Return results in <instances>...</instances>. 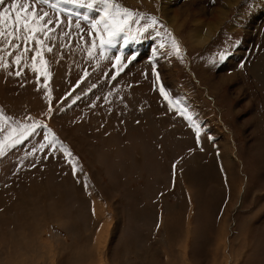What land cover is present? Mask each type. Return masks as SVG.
Masks as SVG:
<instances>
[{"label": "rangeland", "instance_id": "374dc122", "mask_svg": "<svg viewBox=\"0 0 264 264\" xmlns=\"http://www.w3.org/2000/svg\"><path fill=\"white\" fill-rule=\"evenodd\" d=\"M232 1L113 0L143 19L101 58L99 40L89 55V31L104 4L30 0L53 21L50 39L37 33L52 51L35 72V41L19 65L25 44L12 41L0 113L13 127L46 128L0 156V264H264V0ZM211 8L221 25L196 46L189 31ZM161 85L183 99L199 142ZM48 129L75 157V175L58 148L38 150ZM223 137L238 188L220 166Z\"/></svg>", "mask_w": 264, "mask_h": 264}, {"label": "snow or ice", "instance_id": "6c2138e0", "mask_svg": "<svg viewBox=\"0 0 264 264\" xmlns=\"http://www.w3.org/2000/svg\"><path fill=\"white\" fill-rule=\"evenodd\" d=\"M94 2H97V0H94ZM98 2L105 6L103 10L104 15L99 20H93L90 24L91 30L89 31V36H93V33H95V35L91 47L89 48V55L92 54V49L97 47L96 40H99L101 55H103V50L106 46H115L116 39L120 37L121 34H124V43H127V30L130 23L135 22L139 24L140 19H143L142 15L134 13L132 10L123 7L118 3H114L113 0H98ZM4 3L5 0H0V5ZM89 7H91V5H89ZM46 17H48V13L43 12L42 10L38 11L35 4L31 3L30 0H12L8 7L0 10V38L8 41L4 48H0V53H3V55H0V67L7 68L9 66L5 57L12 56V52L7 51V49L9 47L13 50L19 48L18 44L12 43L13 40H23L25 44L23 51L18 52L11 61L12 64L16 65H19L25 54L30 51L29 47H27L28 42L34 40L36 48L34 55L32 56V70L35 72H41L46 63L43 59L42 49L47 46L44 44V41L37 38V33H42L45 40H47L51 38L49 37V33L54 31V29L47 28V25L52 24L53 21L51 19L46 20ZM84 19L88 20V17L84 16ZM150 19L151 24H149L148 27L157 24L154 17ZM76 26L79 28V23H77ZM143 30L144 29H138V31ZM165 31L168 30L165 29ZM169 35H171V33H169ZM172 46L176 53L179 54L180 47L174 38L172 39ZM47 51L51 52L52 48L47 47ZM37 58H39L40 67H37ZM117 60H119V57H117ZM20 74L19 71L16 72L17 76ZM43 75L47 81L48 73L44 71ZM157 81H159L158 74ZM159 90L160 94L168 101L169 109L172 110L173 106H175L176 111L189 122L190 126L196 132L199 142L200 127L194 119V116L189 113L188 108L184 106L180 100H174L169 97L163 85L160 86ZM49 111L51 112V108H49ZM9 119V117L0 113V122H3L0 123V133H3V137L0 138V156H4L7 149L21 144L24 140L33 135L37 128H46L45 125H40L38 123L13 127L11 124H7ZM46 148L52 150L58 148L59 151L63 152L68 159V162L72 165L73 174H76L77 164L75 157H73L71 151L67 147L56 139L55 134L52 133L50 129H48L47 133L44 135V143L39 144L38 150L44 151Z\"/></svg>", "mask_w": 264, "mask_h": 264}, {"label": "bare ground", "instance_id": "6f19581e", "mask_svg": "<svg viewBox=\"0 0 264 264\" xmlns=\"http://www.w3.org/2000/svg\"><path fill=\"white\" fill-rule=\"evenodd\" d=\"M230 1V0H229ZM234 1V0H233ZM232 1V2H233ZM232 2H229L228 4H231ZM253 6H256V4ZM220 7V6H219ZM212 9V8H211ZM258 9V8H257ZM213 10V9H212ZM200 11V10H199ZM207 12V11H206ZM205 12V13H206ZM263 13V12H262ZM261 13V14H262ZM205 15V14H204ZM224 13L222 11H219L217 9H214L211 14H210V19L208 21H201L200 19L194 21L193 23V28L189 31V34H188V37L190 39V41L192 42V44L196 45V46H201V45H204L208 39L210 38V35L213 34L212 32H214V30H216L218 28V26L220 27L221 25V22H222V17H223ZM206 16V15H205ZM204 16V17H205ZM258 16V15H257ZM199 17V16H198ZM251 17V16H250ZM253 17V16H252ZM203 18V17H201ZM205 20V18H204ZM206 20H207V17H206ZM262 22V21H261ZM231 30V29H230ZM228 62H231L230 60ZM230 64V63H229ZM232 64H234V61H232ZM262 65V64H261ZM140 66V65H139ZM263 66V65H262ZM259 67V66H258ZM228 69V68H227ZM226 71V70H225ZM252 71V70H251ZM228 72V71H227ZM69 75V74H68ZM254 75H256V73H254ZM253 75V76H254ZM258 75V74H257ZM260 75V74H259ZM258 75V76H259ZM262 75V74H261ZM257 77V76H255ZM259 78V77H258ZM180 101H183L182 98H178ZM188 106H189V109H191V107L193 106L191 100H189L187 103H186ZM204 118V117H203ZM202 118V119H203ZM206 119V118H204ZM205 143V142H204ZM220 149L222 150L221 151V156H222V159L220 160V166L222 168V172H224V174L226 175V177L228 176V172H230V174L233 176L231 179L230 177H227L226 180L228 179L230 183L232 184H237V181L235 179V176L236 174H234L235 172V164H236V158L235 156L233 155V153L231 152L230 150V143L228 142L227 138L223 137L222 139V142L218 144ZM210 147V146H209ZM219 149V148H218ZM212 150V149H211ZM219 151V150H218ZM206 155V154H205ZM202 160V159H201ZM205 162V161H204ZM201 163V162H200ZM183 173V172H182ZM183 176V180H184V175L182 174ZM226 183V182H224ZM229 183V184H230ZM238 186V184L236 185V187ZM238 188V187H237ZM235 194V193H234ZM238 194V193H237ZM235 194V195H237ZM243 194V193H242ZM237 199H239L240 197V194L237 195ZM232 197V195H231ZM236 197V196H235ZM193 198V197H192ZM226 200V199H225ZM228 200V199H227ZM232 201V200H231ZM227 206L228 203L226 204ZM229 208V207H227ZM183 211V210H182ZM227 212V211H226ZM28 216V215H27ZM27 218V217H26ZM225 219V218H224ZM223 219V220H224ZM32 222V221H31ZM228 222V221H227ZM224 224V223H223ZM224 226H226V222L224 224ZM189 229V228H188ZM221 230V229H220ZM188 232V230H187ZM220 232V231H219ZM11 236V235H10ZM25 236V235H24ZM33 236V235H32ZM12 237V236H11ZM9 237V239L11 238ZM241 238V237H240ZM239 238V239H240ZM1 239V238H0ZM33 239V238H32ZM18 240V239H17ZM29 240V239H28ZM242 240V239H241ZM9 241V240H8ZM13 241V240H12ZM60 241V240H59ZM27 242V241H26ZM31 242V241H29ZM86 242V241H85ZM241 242V241H239ZM89 244V243H87ZM34 245V244H33ZM260 247V246H258ZM34 251V250H33ZM35 252V251H34ZM51 253V252H50ZM173 253V252H172ZM173 257V256H172ZM92 258V257H91ZM174 258L176 259V262L177 263H180V260H182V257H180V255H178L177 253H175V256ZM181 258V259H180ZM94 261V260H93ZM183 261V260H182ZM89 262V261H88ZM107 262V261H106ZM173 262V260H172ZM113 263V262H112ZM182 263V262H181ZM107 264V263H106ZM117 264V263H116ZM126 264V263H125Z\"/></svg>", "mask_w": 264, "mask_h": 264}, {"label": "crops", "instance_id": "0c3cea01", "mask_svg": "<svg viewBox=\"0 0 264 264\" xmlns=\"http://www.w3.org/2000/svg\"><path fill=\"white\" fill-rule=\"evenodd\" d=\"M106 49V47L104 48V50ZM104 50H103V55H104ZM98 54H99V57H101L102 58V56L103 55H101L100 54V49H98ZM55 57H58V56H55ZM113 62H114V59H113ZM113 71H114V69H113ZM183 119V121L189 126V123L185 120V118H182ZM196 146H198V145H196ZM181 177L182 178H179V181H183V176H182V174H181ZM181 185H182V188H184V183H181Z\"/></svg>", "mask_w": 264, "mask_h": 264}]
</instances>
